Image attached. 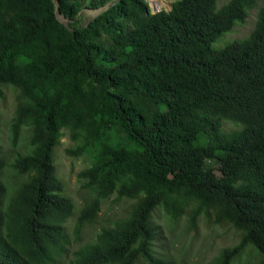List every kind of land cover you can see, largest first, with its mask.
Listing matches in <instances>:
<instances>
[{
  "label": "trees",
  "instance_id": "1",
  "mask_svg": "<svg viewBox=\"0 0 264 264\" xmlns=\"http://www.w3.org/2000/svg\"><path fill=\"white\" fill-rule=\"evenodd\" d=\"M108 4L79 27L82 10ZM256 7L176 0L152 14L146 0H0V83L32 100L21 96L14 120V129L30 126L32 151L14 162L6 214L0 209V264H64L60 221L73 208L55 176L61 129L83 130L96 146L97 161L83 172L89 181L109 193L116 178L136 180L120 188L136 199L128 216L76 250V264H167L166 237L152 224L159 208L190 229L205 217L239 232L238 244L203 264H234L248 247L264 264V0L246 38L213 47ZM36 39L58 86L49 96L35 94L18 63L7 65L12 50ZM88 86L97 91L91 99ZM111 125L122 135L114 146ZM3 194L0 185V201ZM98 211L97 198L84 204L77 236Z\"/></svg>",
  "mask_w": 264,
  "mask_h": 264
},
{
  "label": "rangeland",
  "instance_id": "2",
  "mask_svg": "<svg viewBox=\"0 0 264 264\" xmlns=\"http://www.w3.org/2000/svg\"><path fill=\"white\" fill-rule=\"evenodd\" d=\"M152 12V4L146 0ZM160 10H170L176 0H158ZM226 0H220L222 5ZM263 5V0H257V7L250 11L248 18L243 24H236L233 30L221 39L213 47L222 48L224 45L246 38L255 28L258 10ZM155 6V5H154ZM96 16V10L84 9L79 14V27L86 26ZM45 42L36 39L20 48L12 50L10 61L7 65L18 63L19 72L23 71L28 76L35 94L47 96L54 93L58 86L54 82V75L44 71L42 67L43 47ZM37 62L41 68L29 72L28 68L33 62ZM47 84L44 87V81ZM89 94L97 92L93 87L84 89ZM0 185L4 188V194L0 201V209L3 215L6 214L5 203L8 194L14 186L13 164L19 156L29 155L32 151L31 130L29 125H23L14 129V120L22 95L28 103H31V95L24 94L19 87L0 83ZM88 101V100H86ZM97 113H94V117ZM108 145L114 146L118 139L122 138L120 130L116 126H110L107 130ZM98 151L93 141L86 139L85 131L79 130L72 133L69 129H61L58 142L54 148V166L57 183L61 187V196L67 198L72 205V212L63 217L60 225L64 228L69 239L68 254L64 258V264H76L77 256L74 252L93 242L98 233L106 227L114 225L119 220L128 216L133 201L136 199L122 197L121 186L130 181H136L133 174L123 175L116 178L115 188L108 193L104 191L107 186H100V182L92 183L84 176L83 172L92 168L97 161ZM216 174H220L218 163H210ZM122 171V170H121ZM120 171V172H121ZM115 177V176H113ZM98 199L99 211L96 218L85 224L77 236V219L81 209L86 202ZM152 224L166 237L167 264H203L212 261L223 249L231 248L239 243L240 234L228 226L211 224L205 217L198 220L197 227L190 229L185 217L179 221L171 220L165 210L159 208L152 217ZM260 259L252 248H246L241 256L234 261V264H257Z\"/></svg>",
  "mask_w": 264,
  "mask_h": 264
},
{
  "label": "water",
  "instance_id": "3",
  "mask_svg": "<svg viewBox=\"0 0 264 264\" xmlns=\"http://www.w3.org/2000/svg\"><path fill=\"white\" fill-rule=\"evenodd\" d=\"M108 7H109V4L106 5V6L103 7V8L97 9V10H96V16H97L98 14H100L102 11L106 10ZM171 9H172V8H171ZM171 9H170V10H171ZM170 10H167V9H166L165 11H170ZM160 11H161L160 8H158V7L154 6V5H152V14H156V13H158V12H160ZM96 16H95V17H96ZM56 17H57V19H58L59 22L63 23L65 26L68 25V20H66L62 15H60V13L58 12V10H56Z\"/></svg>",
  "mask_w": 264,
  "mask_h": 264
},
{
  "label": "bare ground",
  "instance_id": "4",
  "mask_svg": "<svg viewBox=\"0 0 264 264\" xmlns=\"http://www.w3.org/2000/svg\"><path fill=\"white\" fill-rule=\"evenodd\" d=\"M152 5L159 6L160 2L158 0H149Z\"/></svg>",
  "mask_w": 264,
  "mask_h": 264
}]
</instances>
